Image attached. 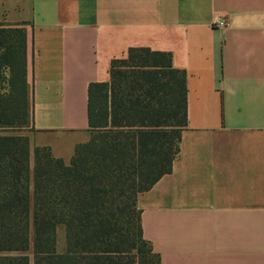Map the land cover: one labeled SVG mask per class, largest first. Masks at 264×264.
<instances>
[{"label": "crops", "instance_id": "1", "mask_svg": "<svg viewBox=\"0 0 264 264\" xmlns=\"http://www.w3.org/2000/svg\"><path fill=\"white\" fill-rule=\"evenodd\" d=\"M0 23L26 29L30 148L66 162L111 61L170 53L187 127L171 173L138 196L143 238L160 264H264V0H0Z\"/></svg>", "mask_w": 264, "mask_h": 264}, {"label": "trees", "instance_id": "2", "mask_svg": "<svg viewBox=\"0 0 264 264\" xmlns=\"http://www.w3.org/2000/svg\"><path fill=\"white\" fill-rule=\"evenodd\" d=\"M109 73L88 86L89 139L69 161L32 151L26 29L0 23V264H160L137 199L179 155L185 73L148 48L128 49Z\"/></svg>", "mask_w": 264, "mask_h": 264}, {"label": "rangeland", "instance_id": "3", "mask_svg": "<svg viewBox=\"0 0 264 264\" xmlns=\"http://www.w3.org/2000/svg\"><path fill=\"white\" fill-rule=\"evenodd\" d=\"M67 155H68V153H64L65 158H66ZM63 249H64V234H63V229L58 228L57 229V250L58 251H63Z\"/></svg>", "mask_w": 264, "mask_h": 264}, {"label": "built area", "instance_id": "4", "mask_svg": "<svg viewBox=\"0 0 264 264\" xmlns=\"http://www.w3.org/2000/svg\"><path fill=\"white\" fill-rule=\"evenodd\" d=\"M226 22L225 21H223V20H219V19H216V20H214V22H213V26L214 27H216V28H223V27H225L226 26Z\"/></svg>", "mask_w": 264, "mask_h": 264}]
</instances>
